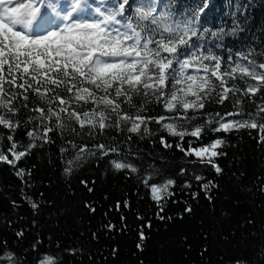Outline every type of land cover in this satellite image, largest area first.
Wrapping results in <instances>:
<instances>
[{
  "label": "snow or ice",
  "instance_id": "1",
  "mask_svg": "<svg viewBox=\"0 0 264 264\" xmlns=\"http://www.w3.org/2000/svg\"><path fill=\"white\" fill-rule=\"evenodd\" d=\"M217 3L0 0V163L28 187L38 179V164L26 167L21 161L54 147L68 178L66 191L74 197L71 177L91 160L104 166L105 177L120 173L134 179L136 196L147 193L153 215L165 223L194 215L201 197L212 203L220 187L217 177L225 172L228 134L255 130L264 145V22L257 29V45L253 0H228L230 24L216 23ZM228 37L240 46H228ZM142 140L151 148L135 150L133 158L131 145ZM79 183L88 193L95 191L90 186L94 179ZM259 191L264 194V178ZM20 199L31 209L35 235L20 255L0 240V264L29 259L32 264H66V257L74 264H97V253L87 245L128 228L124 213L118 228L105 212L97 230L89 220L78 243L61 245L48 236L54 246L50 251L40 235L39 217L45 210L49 216L55 213L59 226L60 213L67 209L43 191H24ZM9 204L20 207L17 199ZM121 204L133 207L127 194L115 202L118 212ZM82 207L97 212L95 201L85 199ZM133 216L140 222L136 247L142 252L145 229L153 222L139 211ZM254 224V218L244 221L247 228L237 222L229 235L235 238ZM6 226L17 238H26L28 229L11 218ZM181 239L193 246L187 234ZM238 246L247 244L240 240ZM210 248L209 233L202 231L200 257ZM117 252L113 247L109 254ZM230 264H264V244L253 254L233 255Z\"/></svg>",
  "mask_w": 264,
  "mask_h": 264
},
{
  "label": "trees",
  "instance_id": "2",
  "mask_svg": "<svg viewBox=\"0 0 264 264\" xmlns=\"http://www.w3.org/2000/svg\"><path fill=\"white\" fill-rule=\"evenodd\" d=\"M184 4L190 0H183ZM180 7V3H177ZM228 0H218L216 9V23L227 22L230 18ZM251 15L255 17L253 32L260 43L261 33L257 30L264 22V0H253L250 9ZM228 46L239 47V42L232 37L225 41ZM260 49L257 48V51ZM122 139V137H121ZM135 140V136L133 137ZM230 147L227 149L228 156L222 158V167L225 172L222 177H217L220 187L215 190V200L209 203L201 197L194 204V215L188 216L185 220H173L167 223L159 221L153 215L154 205L148 198L147 193L142 192L136 196V182L132 178L126 179L123 174L115 173L107 177L102 175L103 165L99 167L91 160L86 161L82 168L71 177V184L76 189L73 197L66 191L68 178L61 171L62 164L56 149L53 147L37 153L30 160L21 161L26 167L33 162L38 164V179L31 185L25 187L17 177L13 175L10 166L0 163V240H7L9 250L17 255L29 248L35 235L29 221L33 218L28 204L21 200L22 192L43 191L45 197L53 198L57 201V206L63 205L67 211L62 209L60 213L59 226L55 220V213L49 216L45 210L39 217L41 225L40 235L45 240L50 251H54V246L48 241L51 236L52 241L59 240L61 245H72L79 242V233L89 226L97 230L100 223L105 219L104 213L108 212V218L119 224V215L124 213L128 219V228L125 231H112L105 235L99 244L89 243L87 246L96 252L97 264H230V257L241 252L253 254L259 251L261 244H264V194L259 191L260 180L264 178V145L258 143V134L252 130L251 135L246 131L228 134ZM131 147L135 150L146 153L150 150L151 144L148 140L137 141ZM159 153L160 149H156ZM71 152V149H70ZM175 155L178 157L179 152ZM235 173V175H234ZM241 173L244 175L241 176ZM206 175L210 178L214 176L211 170H206ZM41 179L43 184L40 183ZM81 179L95 180V191L88 193L79 183ZM51 186H48V181ZM107 194L109 199H103ZM127 194L131 198L133 207L126 209L121 204L119 212L115 209V202L125 197ZM17 199L20 207L12 209L9 201ZM87 199L97 203V212L90 214L82 207V202ZM139 211L146 217H150L153 222L151 229H145L148 237L144 241V250L141 252L136 245L139 243L138 227L140 222L135 219L133 213ZM224 212L228 216L223 215ZM171 215L175 216L176 206H173ZM11 218L20 227L28 229L26 238H17L14 230L6 226L7 220ZM23 218V219H21ZM248 218H254V227L242 231L235 238L229 235L235 231L234 225L239 222L244 225ZM247 228L246 225H244ZM202 231L209 233L211 244L209 254L201 258L200 236ZM249 233H252L250 235ZM187 234L192 242V247H187L182 241V235ZM228 237V239H225ZM243 240L246 247L238 246V242ZM118 248L115 256L110 255L111 248ZM35 255V254H33ZM66 264H74L71 257H66ZM32 264V260L26 261Z\"/></svg>",
  "mask_w": 264,
  "mask_h": 264
}]
</instances>
